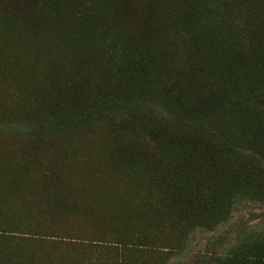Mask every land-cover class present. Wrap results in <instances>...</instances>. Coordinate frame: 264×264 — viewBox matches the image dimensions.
<instances>
[{"label": "trees", "instance_id": "16d2710c", "mask_svg": "<svg viewBox=\"0 0 264 264\" xmlns=\"http://www.w3.org/2000/svg\"><path fill=\"white\" fill-rule=\"evenodd\" d=\"M3 139L55 196L0 211V264H167L264 203V0H0ZM259 227L187 264H264Z\"/></svg>", "mask_w": 264, "mask_h": 264}, {"label": "rangeland", "instance_id": "374dc122", "mask_svg": "<svg viewBox=\"0 0 264 264\" xmlns=\"http://www.w3.org/2000/svg\"><path fill=\"white\" fill-rule=\"evenodd\" d=\"M14 146L15 145L11 144L8 139L0 140V151L7 152L9 149L13 150L15 148ZM103 163L104 162H101V159H99V161L96 162L97 165L94 166L98 169L103 166ZM88 164L92 163H86V165ZM79 165L83 164L81 163ZM32 169L33 168H27L19 164L0 163V202L2 200L9 201L8 205L3 209L1 208L0 211L11 212V205H18L21 201L28 199L34 200L40 198L43 201L45 198L53 195L48 192L40 191L42 186H47L51 183L50 179L47 180L44 177L38 178L37 175L32 174L34 172ZM18 172L26 173L25 181L18 180ZM105 183L107 182L70 183V185L77 190L71 191L69 189L61 196L68 200L76 198L77 200H81V203L84 202L83 200L85 197H90L92 199L91 202H99L102 206L106 205L108 207L110 201L115 196H104V193L102 192L103 189L109 188L110 186L109 183H107V185ZM122 204L123 207H126L128 201L124 200ZM241 224L244 229L260 225L259 232H264V203L246 202L237 208L232 220L227 224L220 225L218 228L211 231L196 230L192 233L187 249L182 253L173 255L167 264H187L196 255H200L206 251L209 252L211 248L223 251L225 246H228L230 242H233ZM20 233L22 232L14 230L9 231L8 234L20 235ZM38 238L39 237L34 239ZM32 242L36 241L33 240Z\"/></svg>", "mask_w": 264, "mask_h": 264}]
</instances>
